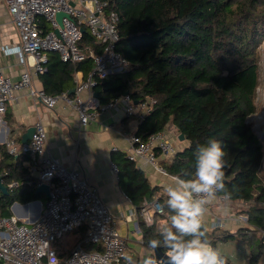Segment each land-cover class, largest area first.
<instances>
[{
	"label": "trees",
	"instance_id": "1",
	"mask_svg": "<svg viewBox=\"0 0 264 264\" xmlns=\"http://www.w3.org/2000/svg\"><path fill=\"white\" fill-rule=\"evenodd\" d=\"M119 15L120 39L117 50L128 67L97 79L94 88L102 104L121 98L126 92L138 103L154 98L136 131L143 140L167 126L183 134L189 145L161 160L165 171L180 176L193 164L194 152L209 138L222 139L229 167L225 172L230 200L254 202L246 211L248 224L232 232L209 229L213 246L241 243L248 264H260L264 256V144L248 118L259 111L261 45L264 42V0H108ZM83 47L100 52L87 29ZM47 70L41 76L44 90L57 95L75 88V74L92 69L90 57L82 62H64L56 52L48 55ZM112 160L119 169L122 190L138 212L158 201L163 213L154 214L147 224L139 217L143 245L156 238L171 215L167 194L152 185L145 170L125 151L116 149ZM27 155H11L0 145V175L4 182L19 187L0 192V216H11L14 203L39 200L37 183L29 174ZM224 195L223 192H218ZM87 227L80 230L83 240ZM92 251V246L86 247ZM95 249H99L96 247ZM163 251H165L163 249ZM228 264H234L222 253ZM125 264V263H123Z\"/></svg>",
	"mask_w": 264,
	"mask_h": 264
},
{
	"label": "built area",
	"instance_id": "2",
	"mask_svg": "<svg viewBox=\"0 0 264 264\" xmlns=\"http://www.w3.org/2000/svg\"><path fill=\"white\" fill-rule=\"evenodd\" d=\"M19 32V44L3 46L2 51L12 53L25 65L20 78L12 80L0 63V117L7 112V104L14 99L15 91L28 89L32 97L39 99L49 109L58 104L71 108L79 116L81 125L95 120L102 111L117 108L122 101L128 116L149 113L156 103L154 98L135 104L129 95L102 104L95 96L97 79L128 67V60L117 50L120 39L119 15L110 8L108 0H4ZM65 13L61 23L57 15ZM84 29H87L100 52L80 45ZM58 30V32H57ZM59 54L64 62H82L92 59L88 76L77 82L74 93L64 90L50 95L33 85V77L43 75L48 55ZM47 130L42 120L34 124V133L28 143L18 144L14 136H8L6 149L11 155H27L30 172L36 174L37 186L49 185L50 193L40 216L34 222L21 220L16 215L0 216V261L5 264H123L128 254V238L117 228V217L103 201L98 188L92 185L75 168L67 167L47 150ZM179 151L178 145L165 131L152 134L143 140L134 134L129 139L127 156L134 161H145L159 172L168 174L161 159H170ZM264 161V159H263ZM113 172L119 169L112 162ZM172 176V175H171ZM1 177V175H0ZM176 179V176H172ZM8 188L19 186L18 182L7 184ZM227 201L216 194L206 205ZM231 201V200H229ZM155 213H163L161 204L154 203ZM146 205L140 212L147 224L154 215ZM154 213V214H155ZM221 222V221H220ZM215 223L214 227L221 226ZM86 224L87 231L67 256H61L54 243L72 234ZM99 249L89 251L86 246Z\"/></svg>",
	"mask_w": 264,
	"mask_h": 264
},
{
	"label": "crops",
	"instance_id": "3",
	"mask_svg": "<svg viewBox=\"0 0 264 264\" xmlns=\"http://www.w3.org/2000/svg\"><path fill=\"white\" fill-rule=\"evenodd\" d=\"M19 42V32L9 9L5 1L0 0V63L5 74L14 81L20 78L26 69L25 65L21 64L14 54L3 52L2 47H12ZM88 74L86 75L82 70L77 71L74 78L75 86ZM41 76L33 77V85L39 90H44ZM38 120H42L45 124L46 145L49 153L67 167L79 170L92 185L98 188L103 201L117 217L118 230L128 238L130 245L132 242L134 244V248L128 247V254L139 258L146 253H152L143 245V234L137 216L138 208L122 190L119 176L113 172L111 167L113 151L116 149L125 151L129 147V139L136 133L142 115L128 116L126 105L120 101L117 108L100 112L95 120L83 126L75 110L65 108L62 103L49 109L39 99L32 97L28 89H21L15 91L14 99L7 104L6 114L0 117V145H5L8 136L16 137L19 145L24 144L25 135L31 128H34V124ZM164 131L170 139L175 141L179 150L189 145L188 140L181 141L178 138L179 134L174 128L167 126ZM137 163L145 170L152 185L161 186V192L167 194L166 188L174 184L176 179L169 174L159 172L153 165L145 161H137ZM26 165L29 170L30 161H27ZM29 174L37 183L36 174L32 170L31 172L29 170ZM40 195L39 200L42 202L40 205L34 201L26 204L19 203L15 207L12 206V213L23 221H35L40 216L43 205L48 199L45 193L40 192ZM221 201L219 203L217 200L210 205L209 212L204 216L206 226L212 229L215 223L221 221L224 223L225 229L232 232L245 227L246 224L240 222V219L246 217L236 216L238 210L235 205H238V201L231 200L230 203L234 204L236 211ZM80 238V231L67 234L55 242L54 247L61 256H67L80 242Z\"/></svg>",
	"mask_w": 264,
	"mask_h": 264
},
{
	"label": "clouds",
	"instance_id": "4",
	"mask_svg": "<svg viewBox=\"0 0 264 264\" xmlns=\"http://www.w3.org/2000/svg\"><path fill=\"white\" fill-rule=\"evenodd\" d=\"M226 155L222 139L209 138L196 147L193 164L182 169L174 184L166 188L171 215L156 238L147 242L153 252L139 258L125 255V264H228L213 246L204 223L206 205L217 192H223L225 200L232 197L225 187V170L230 166ZM158 248L165 250L166 259L154 254Z\"/></svg>",
	"mask_w": 264,
	"mask_h": 264
},
{
	"label": "rangeland",
	"instance_id": "5",
	"mask_svg": "<svg viewBox=\"0 0 264 264\" xmlns=\"http://www.w3.org/2000/svg\"><path fill=\"white\" fill-rule=\"evenodd\" d=\"M260 51L262 54V62H261V80H262V83L259 86L258 92H257V96H258L257 102L259 104V111H258V113L250 116L248 118V122L252 125L253 129L258 133V135L260 136V138L264 144V42L261 45ZM263 165H264V161H263ZM263 177H264V173H263ZM220 201L221 200H219V203H220ZM155 202L147 204L149 206V210L151 211L150 214H152V215H154V213H155V207H154ZM221 202H223V204L225 203V205H229L227 207L234 208L235 211L237 209L238 210V211H236L237 217H242V216L246 217V218H241L240 222L246 224V226H251L250 224L247 225L248 219H247L246 211L250 208V206L252 204H254V202L242 203V202L238 201V205H235L236 209L234 207V204H230L231 201H229V200H227L226 202H224V201H221ZM153 222H154V220H153ZM219 224L221 226H217V227L213 226V228L211 230L216 229V228H225V225L223 222H220ZM83 228H86V224H84L82 227L78 228L77 231H80ZM258 234H259V236H261L264 234V232L260 231ZM91 246H92V249L95 250L96 246L95 245H91ZM128 247L134 248L133 242L131 243V245L128 243ZM219 249L222 253L227 255L230 260L232 259L231 261L234 264H248L247 257H243V256H246V255H244V254H246V252H245V249L241 243H238V242L224 243V244H221L219 246ZM135 257L137 258V256H135ZM0 264H5V263L0 261ZM260 264H264V256H262V258L260 260Z\"/></svg>",
	"mask_w": 264,
	"mask_h": 264
},
{
	"label": "water",
	"instance_id": "6",
	"mask_svg": "<svg viewBox=\"0 0 264 264\" xmlns=\"http://www.w3.org/2000/svg\"><path fill=\"white\" fill-rule=\"evenodd\" d=\"M65 15H66V14L63 13V12H61V13H59V14L57 15V18H58V20H59L60 23H61V21H62V18H63ZM57 32H58V30H57ZM74 91H75V90L72 89V90L70 91V93H74ZM127 95H129L128 92L125 93V96H127ZM95 96L97 97L98 94L95 93ZM134 103H135V104H138L137 101H134ZM33 133H34V128H31V130H29V132L25 135V140H24L25 144L28 143V142L31 140ZM178 138H179L181 141L185 140V137H184L183 134H180V135L178 136ZM0 191H1L2 193H9L8 186L4 183V179H3L2 177H0ZM37 192H38V193H40V192H41V193H45V194L49 197V193H50L49 185H47V184H43V185L39 186V187L37 188ZM34 202L38 203L39 205L42 203L40 200H37V201H34ZM156 203L159 204L158 201H156ZM16 205H19V203H14L13 207H15ZM154 254H155L158 258H164V259H166V257L164 256V251H163L162 248H158V249H156L155 252H154Z\"/></svg>",
	"mask_w": 264,
	"mask_h": 264
},
{
	"label": "bare ground",
	"instance_id": "7",
	"mask_svg": "<svg viewBox=\"0 0 264 264\" xmlns=\"http://www.w3.org/2000/svg\"><path fill=\"white\" fill-rule=\"evenodd\" d=\"M34 222V221H33Z\"/></svg>",
	"mask_w": 264,
	"mask_h": 264
}]
</instances>
